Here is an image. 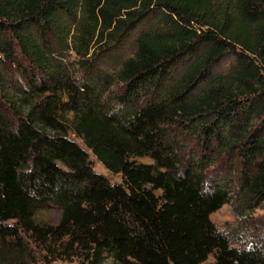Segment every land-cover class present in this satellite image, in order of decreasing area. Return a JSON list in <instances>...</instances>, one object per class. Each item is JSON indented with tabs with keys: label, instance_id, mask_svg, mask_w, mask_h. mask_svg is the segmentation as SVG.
Listing matches in <instances>:
<instances>
[{
	"label": "trees",
	"instance_id": "trees-1",
	"mask_svg": "<svg viewBox=\"0 0 264 264\" xmlns=\"http://www.w3.org/2000/svg\"><path fill=\"white\" fill-rule=\"evenodd\" d=\"M236 179L264 200V0H0V264H264L211 218Z\"/></svg>",
	"mask_w": 264,
	"mask_h": 264
},
{
	"label": "rangeland",
	"instance_id": "rangeland-1",
	"mask_svg": "<svg viewBox=\"0 0 264 264\" xmlns=\"http://www.w3.org/2000/svg\"><path fill=\"white\" fill-rule=\"evenodd\" d=\"M131 39L125 40L117 48L113 49L108 54H103L98 59L101 67L105 69L110 68L117 56L128 55L132 52ZM69 61H77L78 57L75 53H69L67 57ZM77 68V67H76ZM74 138V136H73ZM81 145L84 146L80 139L76 138ZM91 158L94 160V168L97 172L103 173L109 177L113 182H121L122 177L119 174H112L97 160L91 153ZM140 161L152 162L148 157L139 158ZM233 191V198L226 203L219 210L214 212L211 216L217 227L224 233L231 241L233 246L243 248L249 247L252 244L264 242V200L247 199L238 190V180L235 181ZM59 215L58 210L44 211L40 216L44 219H56ZM214 257L211 255L206 264H212ZM63 263V264H74ZM103 264H115L112 259H106Z\"/></svg>",
	"mask_w": 264,
	"mask_h": 264
}]
</instances>
